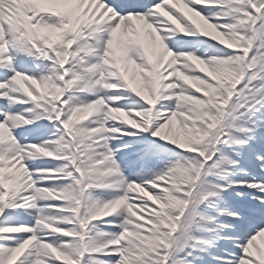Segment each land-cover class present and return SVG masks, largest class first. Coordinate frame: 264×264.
<instances>
[{"label": "snow or ice", "instance_id": "1", "mask_svg": "<svg viewBox=\"0 0 264 264\" xmlns=\"http://www.w3.org/2000/svg\"><path fill=\"white\" fill-rule=\"evenodd\" d=\"M0 264H264V0H0Z\"/></svg>", "mask_w": 264, "mask_h": 264}]
</instances>
